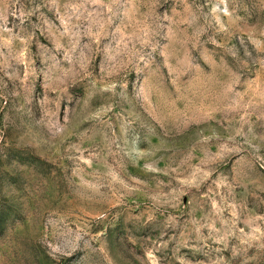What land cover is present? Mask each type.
I'll return each instance as SVG.
<instances>
[{"label":"rangeland","instance_id":"374dc122","mask_svg":"<svg viewBox=\"0 0 264 264\" xmlns=\"http://www.w3.org/2000/svg\"><path fill=\"white\" fill-rule=\"evenodd\" d=\"M0 264H264V0H0Z\"/></svg>","mask_w":264,"mask_h":264}]
</instances>
